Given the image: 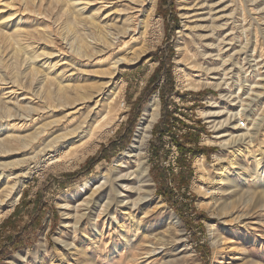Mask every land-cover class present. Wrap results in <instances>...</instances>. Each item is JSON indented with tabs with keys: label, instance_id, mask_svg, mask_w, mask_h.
<instances>
[{
	"label": "bare ground",
	"instance_id": "6f19581e",
	"mask_svg": "<svg viewBox=\"0 0 264 264\" xmlns=\"http://www.w3.org/2000/svg\"><path fill=\"white\" fill-rule=\"evenodd\" d=\"M157 2L158 0H0V47L4 45L13 51L11 60L15 63L22 59L24 63H30L31 67L24 82L18 77L14 82L17 85H12L11 90L6 94H15L17 90L15 88L24 86V83L28 84L30 89L36 88L34 100L21 103L16 98L13 107L6 106L9 103L4 100L6 95L0 97V153L8 156L30 153L28 157L0 164V183L5 178L14 175L8 180L6 189L0 191V205L5 202V199H9L17 188L19 175L15 176L16 168H24L27 171L26 174L32 171L44 174L53 169H66L73 162H69L68 158L76 156L77 146L74 145L78 143L77 141L81 142L88 135L86 142L90 141L97 132L109 127L114 119L113 111L122 96V88L125 85L123 83L121 86L116 82V75L122 67L137 63L148 50L161 41L162 21L156 16ZM179 2L181 9L184 10L182 17L187 20L184 24L185 30L179 31L180 37L185 41L194 36V29L198 25L196 20L191 21L192 17L198 19L204 17L203 11L206 9H209L206 12L210 19L216 17L220 11H217L216 6L222 4L220 0H211V2L209 0H180ZM246 3L247 7L242 6L244 17L240 21L235 20L239 21L238 25L232 22L234 25L230 33L239 29L247 38L248 43V35L253 25L249 23L247 17H254V10L250 8L254 2L246 0ZM29 19H31V24H28ZM217 26L222 29L228 27V20L225 24ZM204 27L205 25L203 29ZM187 30L189 32L186 33ZM229 34L225 36L222 34L224 37L219 39V36V42H216L218 43L216 59L223 61L221 65L217 64L214 68L205 66L207 59L215 55L211 52L207 53L204 49L209 48L210 44L203 46L200 43L199 48H203V56L199 59L202 61L198 63L196 57L191 58L195 55L190 54L178 61V71L181 74L184 73L182 81L185 86L191 88L192 81L195 82V80H198L197 85L213 84L219 89L227 84L228 77L223 78V74L218 76L213 73L221 70L225 72L229 64H233L232 56L237 53L239 55L243 51V48H240L236 52L233 51L235 52L233 55H228L233 49L232 45L237 43ZM192 42L196 44L195 40ZM185 48L190 53L188 44ZM48 57L58 58L53 63V59ZM191 59L192 61L186 62ZM182 63L185 69L181 67ZM62 66L63 69H61ZM256 66L258 71H262L264 61L257 62ZM187 69H197L200 73L192 75V72H188ZM40 70H45L44 75H41ZM70 71L72 72L68 75ZM1 72L0 80H4L5 75ZM90 73L92 75L88 77ZM261 73L260 76L263 75ZM192 76L195 77L192 78ZM262 77L254 81L255 76H252L248 87H241V83H238L241 90L238 95L239 101L232 106L230 104L231 108L227 111L230 117L218 121L217 118L222 116L221 112L200 111V115L208 119L207 123L215 131L220 132L222 129H227L212 138H205L204 143L219 145L230 153L227 161L229 166L226 167L227 158L223 157L221 152L214 154L215 162L219 166L215 176L208 171L203 157L195 160L196 177L192 188L202 195L201 206H211L214 210L226 213L237 206L236 198L234 201L232 197L238 194L252 196L256 193L261 196L260 200L264 201V150L256 149L254 146V141L264 134V115L262 116L261 113V111L264 112V100L262 101L264 99V76ZM92 80L96 83L88 85ZM160 111V98L158 94H155L144 109L130 148L120 155L101 176L92 178L82 185L81 191H85L94 184V181H98L95 190L85 200V212L83 213L84 218H87V222H90L92 226L93 234L88 237L83 235L82 239H86L88 243L89 240L90 243L92 242V249L96 252L95 260L99 264H153L155 261L160 262L159 264H171L174 260L171 259L172 257L167 258L168 239L161 243L157 241L158 244L157 242L148 244L142 240L146 235L143 228L144 218L140 217L141 213H136L134 210L141 202L140 197V202L135 199L136 203L133 202L135 204L132 205L123 199L140 185L148 188L153 185L148 172V156L152 129L159 119ZM247 113H250L252 118L250 121L246 118L248 130H242L236 125V120ZM13 120L18 123H12ZM17 126L30 127L33 130L21 133L16 130ZM82 144L84 142L80 145ZM60 147L65 148L60 151ZM67 147L68 150H65ZM245 154H251L255 161V168L248 170L241 166L240 170L254 176V179L250 181H253L251 183L257 190L251 188L249 191L238 192L241 185L234 179L239 178L241 174L239 172L234 174L233 166L238 163V156ZM208 182L210 186L207 187ZM101 183L108 192L105 196H101L103 195ZM67 195L60 203V208L65 218L69 219L71 196ZM20 197L14 200L8 210L0 213V223L12 213ZM252 210L253 208L250 209ZM238 213L241 214V211ZM242 214L235 219L241 221L248 215L243 211ZM176 223L180 225L179 221ZM63 227L67 228L69 224L65 222ZM159 244L162 245V248L159 247L162 250L161 253L156 246ZM67 246L70 248L66 251L76 247L74 244ZM62 255L68 256L66 252Z\"/></svg>",
	"mask_w": 264,
	"mask_h": 264
},
{
	"label": "rangeland",
	"instance_id": "374dc122",
	"mask_svg": "<svg viewBox=\"0 0 264 264\" xmlns=\"http://www.w3.org/2000/svg\"><path fill=\"white\" fill-rule=\"evenodd\" d=\"M179 1L180 0H175L171 7H169L168 5L166 7L164 6V8H161V12H160L159 11L160 0H158L156 7V16H158V18H160L162 21L161 22L162 38L160 43L157 44L152 49L148 50L137 63L122 67L118 72V74L116 75V79H115L116 82L121 86L123 85V83L125 84L122 88L123 93L121 98L125 99L127 105L125 109L121 110L120 108L121 98L119 99V101L115 106V110L113 111V118L115 120L113 119V121L109 124V127H107L106 129L104 128L105 130H101L97 132L93 136V138H91L90 141L86 142L89 135L86 138L82 139L81 142L77 141L78 143L76 142L77 144L74 145L77 146L76 148L77 153L75 154L76 156L75 157L71 156L68 158L69 162L70 161L73 162L70 163V165L66 169H53V170H49L44 174L43 173L40 174V172L34 173L33 171L26 174L27 171L24 170V168L15 169L14 171L15 176L19 175L17 179V186H16L17 188L14 191V193H12L10 198L7 200L5 199V202H3L0 205V213L8 210V208H10V205L14 202V200L20 197V195L21 197L20 200L17 202V205L15 206L12 213L9 216L5 217L0 223V242H2V240L6 236H8L2 233L1 231V227L3 226L2 224L13 214L16 207L21 204L22 198H24V196L26 195L28 201L34 200L37 193L41 191L44 185H52V186L49 189V191L45 192L44 190V195H45L44 201L48 208V211L45 216V226H44L45 228L42 230V233L36 236V238L34 239L35 240L34 243L30 245L27 244L25 247H23L22 249L18 250L17 252L9 256L5 260L6 264H69V262L70 264H99L95 260L96 252L92 249L93 248L91 246L92 242L90 243V240L88 239L89 240L88 243L86 239L85 240L82 239L83 235L88 237L93 234L92 226L90 222L89 223L87 222V218H84L83 213L85 212L84 210L85 200L88 199L89 195H91L93 190H95V187L98 185V181H94V184H92V186L90 185L85 191H81L82 185L92 178L101 176V174L106 169H108L111 166V164L120 155L124 154L126 150L130 148V146L133 143L134 137L136 135L137 128L140 124L144 109L146 108L147 104L149 103L152 97L143 106V109L140 113V117L138 120V124L131 138L130 144L123 151L118 150L120 151L118 152L119 154L111 161H102L99 164H97L91 174L85 175L84 173H82V169L88 163V161L91 158L95 157L104 147L107 148L112 141H119L121 139L120 138L121 134L125 132L126 125L130 122L134 112L136 111L135 103L138 97L140 96L142 90L146 87L149 78L160 64V61L157 58L162 57L163 53H165L169 48H173L175 53L171 62L172 63L171 71L173 73V78H174V88L178 86L180 90L183 91V93L177 92V95H175L174 99L177 101L180 96H183V98L179 101V104L181 108H183L186 111L183 112V115L185 120H187V122L181 120L178 121L183 122L184 124L192 127L201 126L205 129V132L201 134L200 140L198 142V146L203 148H210L212 149V152L209 156L201 155L199 157H203L205 159V162L207 163V169L212 176L216 175V170L219 167L215 162L214 154L221 152L220 154H222L223 157L227 158L225 167L229 166V163H227V161L229 160L228 158L230 156L229 151L222 149V147L219 145H211L204 143L205 138L207 137L212 138L217 134L221 133L222 131L224 130L226 131L227 129H222L220 132L215 131L207 123L208 119L200 115V111L206 110L213 112L214 111L221 112L222 116L217 118L218 121L224 120L228 118V116L230 117V113H227V111H229V109L233 104L239 101L238 95L240 94L241 90L240 87L238 86V83L239 84L241 83V87L244 86L248 87V85H250L251 83L252 76H255L254 81L259 80L260 77L263 78L262 76H264V69L262 71L260 70L258 71V67L256 66V63L262 60L264 61V0H253L254 4L250 7L253 8L254 10V17H247L249 23L253 25L251 27V32H249L248 35L249 36L248 43L246 42L247 38H245V36L239 31V29L238 31L236 30L235 32L230 33V31H232L231 27L234 25L232 22L234 21V23L238 25L239 21L242 19V17H244L242 6L244 5L245 7H247L246 0H220L222 1V4L216 6L218 7L217 11L219 10L220 11L217 13L218 15L216 17H211L212 20L210 19V16H207V12L209 11V9L203 11L205 16L199 17L200 19L192 17L191 21H193V19L196 20V23L199 26L197 25L198 29L197 26L194 29L195 31L194 36L187 38L186 41L184 40V38L180 37L179 34L180 30H185L184 24L185 22H187V20L182 17L184 10L181 9ZM209 2H211V0H209ZM222 8L225 9L223 10ZM228 13L232 17H228L230 16ZM165 16L168 18L165 19L164 18ZM237 19L239 20L238 22L235 21ZM30 20L31 19L28 20L29 22L27 21L28 24L32 23ZM226 20H228L229 23L228 27L222 29L217 26V25L225 24ZM188 25L190 24L188 23ZM204 25L205 27L203 29ZM185 32L187 33L189 31L187 30ZM227 33L228 34L230 33L231 35L230 34L229 35L234 37L235 42H237L235 45H232L233 46V49H231L232 52L230 51L228 55H233L236 51L240 50V48H243V51H245L246 53L245 54L242 51V53L239 55H237L238 53L233 55L232 56L233 64L230 63L227 69L225 70V72H223V70L214 71L213 75L220 76V74H223L222 75L223 78L228 77L229 79L226 80L228 85L225 84L222 88L219 89L217 86L213 84L206 86H202L200 84L197 85L198 80H195L196 83L192 81L193 85L190 86L191 88L185 86V83H183L182 81V79H184L182 74L184 73L181 74L178 71V65H177L178 61L183 60L184 56L185 55L188 56L189 54L195 55L192 56L191 58L195 59L194 57H196L198 63L202 61L199 59L202 58L203 56V48H199V43H200V45L203 46H205L206 44L207 45L210 44L209 48L207 47L204 49L207 50V53L211 52L213 53V55H215V56L212 55L213 58L207 59L206 61L207 63L205 62V66H209V68H214L215 66H217V64L221 65L223 61L220 62L221 60L216 59V54H218V43L216 42H219L218 40L219 36L220 39L224 37ZM192 40H195L196 44H194ZM187 44L190 47L189 49L190 53H188L185 48ZM214 45L217 46L214 47ZM179 48H181V51H179ZM225 49H227V47H225ZM12 53L13 51L10 48L1 45L0 72L2 71L1 73H4L5 78H3L4 80H0L2 82V83L0 82V97L6 95L4 97V100L6 102H9L8 105L6 104V106H10V107L14 106V104L16 103L15 102L16 98L21 103L34 100L35 99L34 90L36 91V88L32 87L30 89L29 85L28 84L26 85L24 83V86L22 87L18 86L17 88H15L17 89L16 90L17 93L15 92V94L12 95L6 94L8 91L11 90L12 85L16 84V83L14 84V82H16L18 77L20 78L21 81L24 82L25 80L24 78L28 75L29 71L31 70L30 69L31 67L29 66L30 63L26 64L22 61V59L21 61H18L16 63L13 60H11ZM156 55H158V57ZM48 58H52L54 63L56 62L58 57H48ZM238 58H240V60ZM189 61H192V59L187 60L186 62ZM182 65L183 66L181 67L185 69V65L183 63ZM63 68L64 67L62 66L61 69ZM196 68L198 69V66ZM197 69H191V70L187 69V71L192 72V75H195L200 73V71ZM40 71H41V75H44L45 70H40ZM71 72L72 71L68 72V75ZM260 72H262L261 73L263 74L262 76H260ZM91 75H92L91 73L88 74V77H90ZM193 77L195 76H192V78ZM95 83L96 81L92 80V82L90 81L88 85H92V84L94 85ZM174 92L175 89L171 94V101H172L171 103H174L173 102L174 99H172V95L174 94ZM249 93L250 90L248 94ZM155 94H158L160 98L159 92H156ZM248 94H246V96ZM222 96H226V97L223 98ZM11 99L12 101H9ZM198 99L200 100L197 102ZM263 100L264 99H262V101ZM160 103L162 110L161 98H160ZM191 109H193L192 112ZM261 113L263 116L264 112L261 111ZM242 117L247 118L249 119L248 121H250L252 115L250 113H247ZM160 118H161V111L158 121L160 120ZM16 122L17 121L14 120L12 121V123H16ZM12 123L10 124L12 125ZM249 125L251 124L249 123ZM16 130L22 133L25 131L32 132L33 129H30V127L24 128L17 126ZM172 130L173 128L171 127V131ZM184 130L186 133V129ZM183 134L184 133H182V135ZM263 139H264V134L260 136L258 140L254 141V146H256V149L262 148L264 150ZM76 140H78V138ZM162 140L164 144H167L166 137H163ZM82 142H84V144L80 145ZM154 143H156V137L153 135V129H152V136L150 139L149 156H148V168H149L148 172L153 185L150 188H148L147 186L144 187L140 185L138 188L134 190V192L123 197L125 202H129V205L135 204L136 203L135 199L136 201L138 200L137 202H140V200L142 202V203L140 202L141 204L139 203L136 209L134 208L135 212L141 213L140 217L144 218L143 228L146 231L145 232L146 235L143 236L142 240L144 242H147L148 244H151L153 242L156 243L157 241L161 243L162 241L168 239L166 246L167 255H168L167 258L172 257L171 259H174L173 261L171 260L172 261L171 264H264V201L260 200L261 196L256 193H253L252 196H248V194L246 195L243 194V196L239 194H238L239 196L238 195H236L235 197L233 196L232 200L236 198L235 200L237 201V206L235 208L230 209L226 213H221L218 210H214V208H212L211 206H201L202 195L200 194V192L192 188L194 178L196 177L194 162L199 157L193 160L192 169L194 172L189 187L179 190L170 179L175 174H178L180 169L176 171L172 164H170V167L165 165V162L168 161L167 155L169 153V152L167 153L166 148H164V150H161V154L159 158L155 157L153 155V150H152L153 147L152 145H154ZM60 148L61 151L62 149L64 150L65 147H60ZM120 149H122V147H120ZM65 150H68V147ZM27 153H28L27 155L24 153H19V156L17 155L8 156L5 155L4 153H0V164H4L6 162L11 163L20 158L28 157L30 153L29 152ZM179 155H180V151H179ZM253 161L254 159L251 157V154L250 155L245 154L242 156H238L237 158L238 163H236L233 166L235 168L234 174L238 172L241 174L239 178L235 177L234 179L236 180V182L240 183L241 185L239 187L240 190L238 189L239 190L238 192L240 191L244 192L245 190L249 191V189L255 188L253 187L252 184L253 181H250L254 179V176L252 177L251 175L246 174L243 170H240L241 166L248 168V170L255 168V161L254 162ZM158 163H160V165H158ZM155 165L161 166L166 171L167 178L170 183L169 185L171 188H174L177 200L181 201L185 206L186 205L188 206L187 207L188 209L184 214V218H182L183 216L179 214L178 209L169 205L167 201L163 199V197L158 195L157 193L158 187L157 184L154 182L151 174L152 168ZM230 172H232V170ZM68 173L74 175L77 174V175L75 176V178L64 179L63 178L64 175ZM234 174H232V176ZM11 176L5 178L3 182L0 183L1 185L0 191L6 189L5 187L7 186L8 180L11 178ZM59 181L64 183L66 185V188L64 189L59 188V186L56 184ZM101 185L103 186V183H101ZM208 186H210L209 182L207 184V187ZM143 188H145V190ZM106 190H107L106 187L103 186L101 190L103 195L101 196H105L108 194ZM254 190H257V188H255ZM67 194L71 196L69 199L70 206L68 210L69 213L68 216H70L69 219L65 218V215L62 212L63 210L60 208V203L62 202L63 199H65L66 196H68ZM228 200H230V198H228ZM249 207L253 208V210L250 211L251 208ZM238 211H241V214H239ZM242 211L248 215L242 218L241 221L236 220L235 217L237 218V216L243 215ZM199 213H205L206 217H201ZM24 220L26 221L27 218H25ZM178 221L180 225L176 223ZM65 222L69 224V227L67 228L63 227ZM202 229H204V231ZM197 242L198 243L200 242L201 244L206 243L209 246L210 248L209 258H206L205 255L199 252ZM68 244L76 245V247H73L74 249L72 248L70 250L71 253L70 251H66V249L70 248L67 246ZM156 246L159 248L162 245L159 244V246L158 245ZM161 248H159L160 251V252L158 251L159 253H161L162 251ZM64 252L68 254L67 257L62 255ZM68 259H70V261ZM155 263L159 264L160 262L155 261L153 264Z\"/></svg>",
	"mask_w": 264,
	"mask_h": 264
},
{
	"label": "trees",
	"instance_id": "16d2710c",
	"mask_svg": "<svg viewBox=\"0 0 264 264\" xmlns=\"http://www.w3.org/2000/svg\"><path fill=\"white\" fill-rule=\"evenodd\" d=\"M174 1L175 0H160L159 11L161 12V8H164V6L166 7L168 5L169 7H171ZM164 18L166 19L168 17L165 16ZM174 54V49L169 48L165 53H163L162 57H158V55H156L158 57L157 59L160 61V64L155 69V71L149 78L146 87L142 90L140 96L138 97L135 103L136 111L134 112L130 122L126 125L125 132L121 134V139L119 141H112L107 148L104 147L95 157L91 158L83 167L82 173H84L85 175L91 174L97 164L102 161H111L119 154L118 152L120 151L118 150L123 151L130 144L143 106L156 92H159L160 94V98L162 101V110L161 118L153 128V135L156 137V143L152 145V150L153 155L159 158L161 150L164 149V142L162 139L165 134L172 133L171 122L175 121L176 117L174 114L175 112H177L175 109L172 110L170 108V105L172 104L171 94L175 89L173 73L171 71V62ZM199 100L200 99H198L197 102ZM180 124L182 129H186V133H184L180 138H176L175 135L171 134L173 136V142L177 145L180 151V157L177 162L180 171L170 179L179 190L188 188L190 185V181L193 177L194 172L192 169L193 160L201 155L209 156L212 152V149L210 148H203L198 146L201 134L205 132V129L203 127H192L184 124L183 122H181ZM120 147H122V149H120ZM158 165H160V163H158ZM158 165L153 166L151 171L153 180L158 187L157 193L158 195L163 197V199L166 200L169 205L178 209L179 214L183 216L182 218H184V214L186 213L188 206H185L181 201L177 200L174 188H171L169 185L170 183L168 181L166 171ZM76 175L68 173L65 174L63 178L71 179L75 178ZM56 184L61 189L66 188V185L60 181ZM51 186L52 185H44L41 191L37 193L35 199L32 202L28 203L27 206H29L30 204H32L33 206L32 208L27 207L26 209L27 220L24 227L22 228L19 226L18 230H16L17 226L14 227V229L16 230V234L6 236L2 240V242H0V264H6L5 260L9 256L26 246L18 241L21 234L25 233L29 229H31L32 231H39L43 228V222L48 211L47 205L44 201V190L45 192L49 191ZM22 203L23 202H21V204ZM20 205L16 207L13 214L7 220H10L16 214ZM199 215L201 217H206L205 213H199ZM5 222L2 225H4ZM202 230L204 231V229ZM198 248L201 254L205 255L206 258H209L210 248L206 243L201 244L199 242Z\"/></svg>",
	"mask_w": 264,
	"mask_h": 264
},
{
	"label": "built area",
	"instance_id": "2783aa9c",
	"mask_svg": "<svg viewBox=\"0 0 264 264\" xmlns=\"http://www.w3.org/2000/svg\"><path fill=\"white\" fill-rule=\"evenodd\" d=\"M177 92L183 93V91L180 90V88L178 86H176L175 92L172 95V99H174L175 95H177ZM182 98H183V96H180L177 101L174 99V101H173L174 103H172L170 105V108L172 110L175 109L177 111L174 114L175 117H176L175 118V121H172L171 122V127L173 128L171 134L175 135V137H177V138H180L181 135H182V133H185V130L184 129L183 130L181 129V124H180L181 122H179L178 120L186 121L187 122V120H185L184 115H183V112H186V111L183 108H181V106L179 104V101ZM121 101H122L121 102V108L122 109H125L127 103H126L125 99H122ZM192 104H194V103H192ZM173 105H175V106H173ZM192 111H193V109H191V112ZM236 125L239 126L240 129H242V130H248V121H247L246 118L239 117L237 119V121H236ZM171 134L167 133L164 136V137L167 138V144H164V148H166L167 153L169 152L168 155H167L168 161L165 162V165L168 166V167H170V164H172L173 167L175 168V170L178 171L179 168L177 167V161H178L179 156H180L179 155V149H178L177 145L173 142V140H172V137L173 136ZM165 156H166V154H165Z\"/></svg>",
	"mask_w": 264,
	"mask_h": 264
},
{
	"label": "crops",
	"instance_id": "0c3cea01",
	"mask_svg": "<svg viewBox=\"0 0 264 264\" xmlns=\"http://www.w3.org/2000/svg\"><path fill=\"white\" fill-rule=\"evenodd\" d=\"M33 200H30L28 201V198L27 196L25 195L24 198H22L21 202H23L16 214L10 219V220H7L5 222V224L1 227V231L2 233H4L5 235H14L16 234V230H18V227H24L26 221L24 220L25 218H27V215H26V209L27 207H30L32 208V204H30L29 206L28 203L29 202H32ZM17 226V229L15 230L14 227ZM45 219H44V222H43V228L39 231H36V230H33V231H30L31 229L27 230L25 234H21L20 235V238L18 239V241H20L21 244L23 245H27V244H32L35 242V238L36 236H38L40 233H42V230L45 228ZM29 240V241H27Z\"/></svg>",
	"mask_w": 264,
	"mask_h": 264
}]
</instances>
